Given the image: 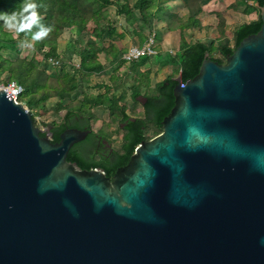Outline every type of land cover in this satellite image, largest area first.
I'll list each match as a JSON object with an SVG mask.
<instances>
[{"label": "water", "instance_id": "obj_1", "mask_svg": "<svg viewBox=\"0 0 264 264\" xmlns=\"http://www.w3.org/2000/svg\"><path fill=\"white\" fill-rule=\"evenodd\" d=\"M260 16L226 64L175 78L163 132L113 180L68 161L90 130L53 143L0 91V264H264Z\"/></svg>", "mask_w": 264, "mask_h": 264}, {"label": "trees", "instance_id": "obj_2", "mask_svg": "<svg viewBox=\"0 0 264 264\" xmlns=\"http://www.w3.org/2000/svg\"><path fill=\"white\" fill-rule=\"evenodd\" d=\"M168 1L170 0H136L135 4L130 6L128 0H0V12L11 14L16 11L19 13L24 4L35 3L37 5L36 11L40 17L38 25L21 32L8 29L5 26V21L0 19V83L16 81L24 87V93L19 102L26 105L35 120V117L47 111V104L50 99L56 97L61 100L71 99L73 93L79 88L81 76L90 77L100 74L105 70V67L99 59L100 52L97 42L89 39L85 48L78 46L75 56L79 63L74 73L71 74L63 69L59 77H54L40 68V62L35 56L22 57L23 40L35 41L45 59H57L61 34L71 28H76L77 35L81 36L87 33L88 25L91 22H106L107 38L121 37L115 26L118 21H110L108 18V8L116 6L117 15L124 19L121 25L133 28L132 34L138 37L141 43H144L147 41L145 33L149 29V23L152 19L167 20L170 30L175 29V24L181 31L189 30L199 21L204 12V7L213 0H175L181 2L187 10L186 18L163 12L160 6ZM263 7L264 0H235L231 6L232 10L244 15H251L257 11L259 17L257 20L245 23L236 29L233 34V46L230 39L220 40L217 44L202 42L189 44L182 35L180 50L174 56L169 53L163 55L159 58V62L163 65L177 67L175 74L181 76L183 82L197 76L207 54L212 60L226 64L227 58L233 54L242 40L260 31L262 26L260 9ZM155 9L157 10L155 11ZM160 14L162 15L159 16ZM217 16L219 19L218 28L222 30L225 26V19L222 14L218 13ZM41 26L45 29L50 28L51 31L39 40L33 39L35 34L41 30ZM94 34L96 37L103 38V33L99 30H95ZM8 53H14L17 58L14 59L11 55L6 56ZM146 59L143 58L134 63V70L137 71L141 67L139 62L144 63ZM122 65L123 63L119 67ZM142 77L147 80L146 89L152 92L142 94L143 82L136 80L132 84L131 95L135 103L140 102L141 96L147 99V103L143 105V116L130 115L128 113L129 108L123 103L126 95L115 96L111 94V88L103 86L102 88L105 89L103 94L98 96L85 94L83 100H71L66 108L59 106L58 111L68 110L66 118L60 123H44L43 127H55V130L52 131L54 140L51 141L53 143L58 142L61 133L70 127L90 130L92 136L104 135V138L111 139V134L106 130L97 133L93 131L94 108L105 107L109 111L110 122L105 124L106 127L111 128L113 125H118L121 145L114 154L113 162L107 163L103 158L91 152L88 153L89 156L85 157L74 150H71L68 155L69 162L77 163L84 170L102 168L112 180L118 168L129 163L136 147L141 142L150 140L163 132L162 122L171 113L175 105L173 91L177 82L174 76H169L151 90L149 73L143 74ZM116 81V76L111 77L112 83ZM72 117L79 118V122L70 125L68 120ZM48 135V131L42 134L43 137ZM86 143L87 141L79 144V146H85Z\"/></svg>", "mask_w": 264, "mask_h": 264}, {"label": "crops", "instance_id": "obj_3", "mask_svg": "<svg viewBox=\"0 0 264 264\" xmlns=\"http://www.w3.org/2000/svg\"><path fill=\"white\" fill-rule=\"evenodd\" d=\"M130 6H133L136 2V0H128ZM235 0H213L211 3L206 5L204 7V12L201 15L199 21L194 24V26L185 31H181L179 27L174 25L175 29L170 30L168 28L167 20L163 21L161 19H152L149 23V29L145 33L146 38L148 39L149 36L152 33H155L157 36V50L158 55L156 57H146L147 59L144 60V63H141V67L135 71L133 64L131 63L127 64L123 60V56L125 53H127L130 48L132 47H141L144 43H141V41L132 34L133 28H127L121 23L124 22L123 18H120L117 15V7L111 6L108 8V18L110 21H118V23L115 25L118 34L121 35V37H114L113 39L107 38V24L106 22H97L93 23L91 22L88 25V31L85 35H77L76 28H71L69 30L64 31L61 34V37L59 39L58 43V57L56 60L60 61L59 66H52L48 61L49 59H45L42 52L37 47V44L35 41L32 40H23V53L27 47L31 48L33 52L36 53V59L40 62V68L42 70H45L47 73L54 77H59L61 75L62 70L66 67V62L64 60L65 52L68 50L67 48L72 45L73 53L71 55H76V52L78 51V46L80 48H85L86 43L89 39H93L98 44L99 48V59L101 63L104 65L105 70L100 74H95L90 77H83L79 79V88L73 93L71 99H64L61 100L60 98H52L48 101V109L46 113L50 112H58L61 115V121L63 118V114L67 112V109H64L62 111H58L59 106H63L66 108L67 105L70 104L71 100H83L84 91H87L86 89H82V84L86 87H91V79L95 80L96 77L102 75H107V79H102L101 81H98L96 83V87L98 89H101L105 92V89L102 88L103 86H107L110 88L112 86L111 77L116 76L117 81L115 83V86L118 84V82H121V76H128L132 77L133 83L136 80H140L143 82V85L141 86V89H146L145 85L147 83L146 79H143L142 75L149 73V79H150V86L153 89L156 85L162 83L165 79H167L169 76H174L177 78L175 74V69L177 67L172 65H163L159 62V58L163 57V55L169 53L171 55H175L181 48L182 44V35L184 36L185 40L189 44H194L196 42H202L205 44H211L215 43L217 44L220 40L223 39H230L231 45L233 46V34L236 31L238 27L241 25L255 21L258 19L259 14L258 12H254L251 15H244L243 13L236 12L231 9V6ZM163 12H168L170 14H176L178 16H181L182 18L187 17V10L183 7L182 3L175 0H170L167 3L160 6ZM157 9H155L156 11ZM222 14L225 19V26L222 30L218 28L219 26V19L217 14ZM160 14L159 16H161ZM127 28V31H126ZM95 30H99L103 33V38L96 37L94 34ZM13 31V30H12ZM72 34V35H71ZM79 44V45H78ZM105 49V50H104ZM22 53V54H23ZM12 56L14 59L17 58V55L14 53H8L6 56ZM42 58V60H41ZM79 63V60H77ZM123 63L121 67L119 65ZM65 66V67H63ZM78 67V64L77 66ZM119 67V69H117ZM54 69V71H53ZM69 72L68 70H66ZM109 79V80H108ZM81 80L83 83H81ZM90 81V82H89ZM89 82V83H88ZM132 85L129 86V89H122L120 90H113V95L120 96V95H126V99L124 100V104H126L129 107L128 98H132ZM83 90V91H82ZM99 92L97 95L103 94L104 92ZM143 94V91H142ZM143 98L142 96L140 99ZM133 100V99H132ZM143 106V105H142ZM100 108V107H98ZM94 108L93 111H95ZM109 112V111H108ZM144 112V108H143ZM44 114V113H43ZM43 116H41V120L43 124L45 121L43 120ZM108 121V120H107ZM57 122V121H53ZM96 132V131H95Z\"/></svg>", "mask_w": 264, "mask_h": 264}, {"label": "rangeland", "instance_id": "obj_4", "mask_svg": "<svg viewBox=\"0 0 264 264\" xmlns=\"http://www.w3.org/2000/svg\"><path fill=\"white\" fill-rule=\"evenodd\" d=\"M72 35V34H71ZM73 48L74 46L70 45L67 49V51L65 52V55H64V60L66 62V67L64 69L65 70H68L69 73L73 74L75 69H76V66L78 64V58L75 56V55H71V53H73ZM25 56H29V57H33V56H37L35 52H33L31 50V48L27 47V49H25L24 53L22 54V57H25ZM37 58V57H36ZM42 60V58H41ZM54 71V69H53ZM6 77V76H4ZM84 76H81L80 78H83ZM97 79H91V87H86L85 85L82 84V89H86L87 88V91L85 92L84 91V95L87 94V95H97L99 92H102L103 90L101 89H98V87H96V83L98 81H101L103 78L104 79H107V75H102V77L98 76L96 77ZM121 79L122 81L121 82H118V84L115 86V84H112L109 82V84H111L112 86H110L111 88V94H113V90L112 89H115V90H122V89H129V86H131L133 84V79L132 77H128V76H121ZM109 80V79H108ZM89 81V82H90ZM88 82V83H89ZM81 83H83V81L81 80ZM153 90V89H151ZM83 91V90H82ZM143 94H147V93H151L149 92L147 89L143 88ZM104 92V91H103ZM84 95H81V96H84ZM128 103H129V111L128 113L130 115H138V116H143V106L142 104L139 102V103H135L132 98H128ZM95 113V121L92 123V129L93 131H96V132H102V130H106V132L110 133L111 134V140L113 141V147L116 148V149H119L120 148V145H121V134L118 133V125H113L111 128H108L105 126V124L109 123L110 122V117H109V112L107 110V108L105 107H102V108H97L95 109L94 111ZM43 116V120L45 121V123H52L54 120L57 121V122H61V115L58 113V112H50V113H42L39 118ZM38 117V116H37ZM108 120V121H107ZM38 126H40L41 128L43 127V123H37Z\"/></svg>", "mask_w": 264, "mask_h": 264}, {"label": "built area", "instance_id": "obj_5", "mask_svg": "<svg viewBox=\"0 0 264 264\" xmlns=\"http://www.w3.org/2000/svg\"><path fill=\"white\" fill-rule=\"evenodd\" d=\"M157 45H158L157 36L155 33H152L147 39V41L141 47L130 48V50L124 54L123 60L127 64H131L134 62H138L141 59L146 58V57H156L158 55ZM48 62L52 66L60 65V61L53 59V58H50ZM5 82H7L6 86L4 85ZM5 82L0 83V91L2 90L5 91L6 94H8V97L10 99H13L17 103H21L19 102V99L24 93V87L16 81H5ZM24 106L26 107V105ZM35 122L36 124L43 123L41 120V117L39 118V116L35 117Z\"/></svg>", "mask_w": 264, "mask_h": 264}, {"label": "flooded vegetation", "instance_id": "obj_6", "mask_svg": "<svg viewBox=\"0 0 264 264\" xmlns=\"http://www.w3.org/2000/svg\"><path fill=\"white\" fill-rule=\"evenodd\" d=\"M65 116H64V118H62V120H64L66 118ZM77 121L79 122V118H77V117H72L68 120L70 125L76 123ZM56 123H60V122H56ZM70 128H75V127H70ZM45 129H46V131L49 132L48 136H50V139L54 140V136L52 134V131L55 130V127L54 126H50L47 128L45 127ZM91 133L88 135V137L84 141L79 143V144H81V143H84L87 141L85 146H79V144H77L71 150H74L75 152H77L80 155L85 156V157L89 156L88 153H90V152L95 153L96 156L103 158L107 163L113 162V160L115 158L114 154L120 148L119 149L114 148L113 147V141L110 138H104L105 137L104 135L92 136ZM95 133H97V132H95ZM58 142H54V143H58Z\"/></svg>", "mask_w": 264, "mask_h": 264}, {"label": "clouds", "instance_id": "obj_7", "mask_svg": "<svg viewBox=\"0 0 264 264\" xmlns=\"http://www.w3.org/2000/svg\"><path fill=\"white\" fill-rule=\"evenodd\" d=\"M37 5L35 3H26L21 12L13 11L11 14L7 12H0V19L5 21V26L8 29H15L17 32L30 30L34 25L39 23V15L36 11ZM27 13V15H25ZM51 29H45L41 26V30L35 34L33 39L39 40L46 36Z\"/></svg>", "mask_w": 264, "mask_h": 264}]
</instances>
